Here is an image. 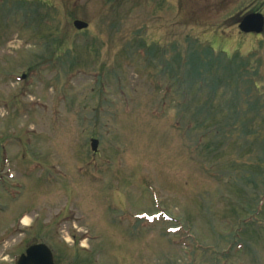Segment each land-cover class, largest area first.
<instances>
[{"label": "rangeland", "instance_id": "1", "mask_svg": "<svg viewBox=\"0 0 264 264\" xmlns=\"http://www.w3.org/2000/svg\"><path fill=\"white\" fill-rule=\"evenodd\" d=\"M252 13L264 0H0V136L22 142L0 190L3 257L42 241L58 264H264V133L245 136L264 131V31L239 29ZM200 45L245 72L254 112L198 95ZM24 148L51 164L30 180Z\"/></svg>", "mask_w": 264, "mask_h": 264}, {"label": "trees", "instance_id": "2", "mask_svg": "<svg viewBox=\"0 0 264 264\" xmlns=\"http://www.w3.org/2000/svg\"><path fill=\"white\" fill-rule=\"evenodd\" d=\"M194 54H196V56H199V59L198 60L194 59L192 60V62H190V65L192 66V70L189 71L191 76H189L188 78H189V83L192 80H195L197 78L195 82L198 87V92H199L198 95H202L204 93L203 92L204 85L210 86V96H209L210 100L213 97H214L213 100H216L217 95L218 97L223 99L224 98L223 94L225 95V98L229 94H231L230 98L233 100L231 99L226 100V107L225 108L222 107L221 109H219L218 113L225 114V116L227 117V114L229 116H232L233 110L235 109L240 112L241 105H240L239 95L244 96V102L247 105L248 103H250V101H253V98L251 97V94H250V89L245 88V90L242 93L236 90L237 89L236 86L239 85L241 76H243L245 72H241L239 68L237 69L238 73H234L233 71V65L235 64L234 59L229 58L228 56L222 53L216 54L212 50V48H210L209 46L205 47L203 45H200L199 49H196L194 51ZM205 54H207V57H205ZM224 58L226 59L225 61H224ZM208 59H210L211 64H209ZM194 61L196 62V65L192 64ZM245 68H247V66H245ZM209 73H211V75ZM207 79L210 85L207 84ZM216 81L218 84H216ZM194 83H192V85H194ZM186 84L187 82L180 83V85L184 87H187ZM253 86L256 88L258 87L255 82ZM232 95H235V96L232 97ZM258 102L259 100L256 99L255 102L253 101L252 103L249 104L251 108L253 109V112L255 111L256 108H258L257 106ZM203 109L204 110L206 109L205 105L202 107V110ZM207 113H214V112H212L211 110H208ZM243 114L247 115L246 112H244ZM212 115L217 116V112H215ZM233 119H235L234 121H237L236 118H234V116H233ZM237 124L238 123H234L235 127L232 124V126L234 127L232 128L233 130L236 127L239 128ZM239 130L236 129L234 132H243L241 129ZM245 130H248V129H245ZM248 132H249V135H245V136L249 137L250 139L251 138L258 139L259 136L257 135L259 134L261 135L262 133H264V131L261 133H258L256 130H252V131L248 130ZM242 135L244 134L242 133Z\"/></svg>", "mask_w": 264, "mask_h": 264}, {"label": "flooded vegetation", "instance_id": "3", "mask_svg": "<svg viewBox=\"0 0 264 264\" xmlns=\"http://www.w3.org/2000/svg\"><path fill=\"white\" fill-rule=\"evenodd\" d=\"M14 136L10 135V134H6V136H0V141L3 145L4 148V152H5V156H4V161H3V165L2 168L0 170V190H3V188L1 186H3L2 184L5 182V177L7 172L11 169V165L13 163V161H15V159L13 157H11V155L9 154V149H8V145L11 144L14 140H17L18 142L22 143L18 138L17 139H13ZM44 156H41L40 154H37L34 150L31 149H22L21 153L17 156V160L21 163V166L24 168L23 171H21V173H23V179H27L30 180L33 176H35L36 172H33L34 170L39 171V168L41 169V172H45L44 168L45 166H50L51 164H43V160H41V158ZM34 169V170H33ZM38 169V170H37ZM24 183V181H22ZM26 183V181H25ZM18 188L20 189H24V187L21 185L18 186ZM11 193V196H14V193ZM3 213L0 210V214ZM67 229V227L65 228ZM37 245H46L51 251L52 249L45 244L42 241H37L35 243H32L30 245L24 246L21 250H20V254L11 259L8 260L6 259V257L3 255L5 254L4 250H0V264H19L20 259L23 256H27V252L28 250L33 247V246H37ZM53 253V257H54V262L55 264H58L55 261V253L52 251Z\"/></svg>", "mask_w": 264, "mask_h": 264}, {"label": "water", "instance_id": "4", "mask_svg": "<svg viewBox=\"0 0 264 264\" xmlns=\"http://www.w3.org/2000/svg\"><path fill=\"white\" fill-rule=\"evenodd\" d=\"M74 27L79 30L83 31L88 29L89 24L83 21H75ZM239 28L241 32L245 34H261L264 31V16L260 13H253L247 15L240 23ZM23 79H26V75L23 76ZM99 141L93 139L91 142V148L93 152H98ZM3 147L0 142V169L3 163ZM19 264H55L53 253L46 245H37L31 247L28 252L27 256H23Z\"/></svg>", "mask_w": 264, "mask_h": 264}, {"label": "bare ground", "instance_id": "5", "mask_svg": "<svg viewBox=\"0 0 264 264\" xmlns=\"http://www.w3.org/2000/svg\"><path fill=\"white\" fill-rule=\"evenodd\" d=\"M24 223H26V221H24Z\"/></svg>", "mask_w": 264, "mask_h": 264}]
</instances>
